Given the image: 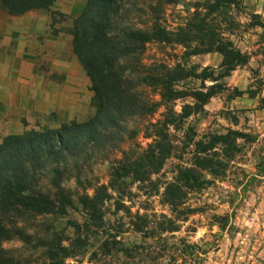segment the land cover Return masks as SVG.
Returning a JSON list of instances; mask_svg holds the SVG:
<instances>
[{
	"label": "rangeland",
	"instance_id": "rangeland-1",
	"mask_svg": "<svg viewBox=\"0 0 264 264\" xmlns=\"http://www.w3.org/2000/svg\"><path fill=\"white\" fill-rule=\"evenodd\" d=\"M146 1L149 6H156V16L162 25L175 34L180 29L193 30V25L203 20L204 28L230 42L242 54L245 64L227 74L220 54L191 55L197 46L194 41L147 46L144 56L149 61L180 64L195 75L203 73L218 78L215 83L219 87L200 110L187 111L185 106L192 104V100L183 98L170 105L176 118L160 108L146 119L169 123L176 120L168 129L170 155L161 170L150 177L151 183L123 179L119 182L120 189H111L108 170L113 157L90 169L83 182L88 179L91 186L108 185L105 193L109 197L102 196L103 219L105 228L113 230L110 236L117 235L113 241L107 232L91 233L88 245L73 261L264 264V0H235L234 4L223 7H218L215 0ZM86 3L87 0H58L49 11L29 12L46 20L40 26H31V35L38 37L31 41L34 42L31 56L36 55L38 69L35 67L31 72L34 87L29 94L30 113L23 120L21 134L81 123L94 114L90 80L73 47L75 21ZM206 6L217 7L214 13H207ZM195 11L196 15H192ZM215 83L211 78L205 82L190 78L178 83L177 88L187 94ZM237 92L243 93L237 95ZM181 115L184 116L179 119ZM144 134L138 136V141L145 147L150 140L143 138ZM216 138L222 139L216 141ZM188 169L204 180V185L189 190L183 207L177 209L181 213L178 231L164 233L161 230L168 225L167 218L175 213L164 202L163 193L168 184H178ZM64 186L76 196L84 192L74 181ZM87 192L93 194L92 189ZM72 200V206L63 216L31 219L26 224V233L44 236L56 231L64 238H71L70 224L80 223L83 214L77 198ZM122 206L128 207L130 213L117 210ZM136 214L138 217H133ZM135 228L141 232H135ZM105 241L109 247H123L128 252L106 254ZM36 245L35 240L31 245L15 240L8 247L14 255L27 260L25 264H41V250Z\"/></svg>",
	"mask_w": 264,
	"mask_h": 264
},
{
	"label": "trees",
	"instance_id": "trees-1",
	"mask_svg": "<svg viewBox=\"0 0 264 264\" xmlns=\"http://www.w3.org/2000/svg\"><path fill=\"white\" fill-rule=\"evenodd\" d=\"M56 1L0 0V5L9 15L20 16L32 11H49ZM215 1L218 7L235 3V0ZM147 3L146 0H87L75 21L74 52L93 92L91 101L95 111L90 118L57 129L8 136L0 143V264L27 262L8 247L15 240L25 245L35 240L41 250V264H82L73 260L88 245L91 233L107 232V237L115 241L117 234L110 236L113 230L105 228L103 219L105 200L102 196L109 197L105 193L108 185L91 186L89 180L83 182V178L94 165L113 157L108 170L111 189H120L119 182L123 179L138 184L151 183L150 177L161 170L170 155L168 129L176 120L169 123L146 119L160 108H164L167 115L175 116L170 105L178 99L190 98L192 104L185 109L196 111L213 97V91L219 87L215 83L218 78L203 73L195 75L180 64L149 61L144 56L148 45H182L194 41L197 46L191 55L220 54L227 74L245 64L242 54L230 42L204 28L203 20L195 23L193 30L180 29L175 34L162 25L160 17L156 16V6ZM217 6L205 9L207 13H214ZM192 15H196V11ZM190 78L202 82L211 78L215 84L187 94L178 90V83ZM242 93L237 92V95ZM144 132L143 138L150 140L145 147L138 141V136ZM219 139L222 138L216 141ZM116 153L119 157H114ZM182 174L179 183L168 184L163 193L164 202L171 207V213H175L167 218L168 225L161 230L164 233L178 231L181 213L176 212L177 209L183 207L189 190L204 185V180L193 175L191 169ZM71 181L83 188L82 195L76 196L65 188L64 183ZM180 183L183 184L179 186ZM89 189L92 195L88 194ZM74 197L83 214L80 223L70 224L71 238H64L56 231L44 236L26 233V224L31 219L65 215ZM117 210L130 213L126 206ZM103 247L106 254L128 252L123 247H109L107 241Z\"/></svg>",
	"mask_w": 264,
	"mask_h": 264
},
{
	"label": "crops",
	"instance_id": "crops-1",
	"mask_svg": "<svg viewBox=\"0 0 264 264\" xmlns=\"http://www.w3.org/2000/svg\"><path fill=\"white\" fill-rule=\"evenodd\" d=\"M44 20L29 12L11 16L0 5V143L21 134L23 120L29 116V94L34 87L31 78L36 67L31 41L38 38L31 35V26H40Z\"/></svg>",
	"mask_w": 264,
	"mask_h": 264
}]
</instances>
